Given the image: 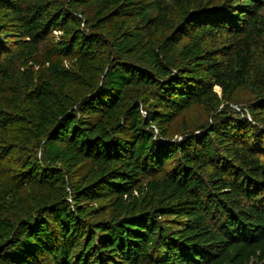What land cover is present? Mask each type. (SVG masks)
<instances>
[{
    "label": "trees",
    "instance_id": "obj_1",
    "mask_svg": "<svg viewBox=\"0 0 264 264\" xmlns=\"http://www.w3.org/2000/svg\"><path fill=\"white\" fill-rule=\"evenodd\" d=\"M0 264H264V0H0Z\"/></svg>",
    "mask_w": 264,
    "mask_h": 264
},
{
    "label": "bare ground",
    "instance_id": "obj_2",
    "mask_svg": "<svg viewBox=\"0 0 264 264\" xmlns=\"http://www.w3.org/2000/svg\"><path fill=\"white\" fill-rule=\"evenodd\" d=\"M218 88V87H217Z\"/></svg>",
    "mask_w": 264,
    "mask_h": 264
}]
</instances>
